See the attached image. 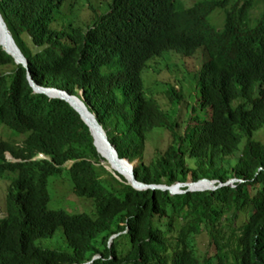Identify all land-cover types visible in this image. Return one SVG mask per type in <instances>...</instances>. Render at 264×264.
I'll return each instance as SVG.
<instances>
[{
  "label": "trees",
  "instance_id": "16d2710c",
  "mask_svg": "<svg viewBox=\"0 0 264 264\" xmlns=\"http://www.w3.org/2000/svg\"><path fill=\"white\" fill-rule=\"evenodd\" d=\"M183 1L110 0L105 14L80 24L62 20L65 0H0L4 35L30 66L0 46V132L8 135L0 136V178L8 181L0 264H264V143L254 138L264 128V0ZM217 11L226 14L222 28L210 23ZM198 49L205 62L192 111L201 114H190L182 133L179 117L147 94L143 73L153 59ZM29 73L82 100L118 157L140 160V183L220 188L136 190L101 154L80 113L38 94ZM168 93L182 99L175 88ZM156 128L172 140L145 163ZM56 176L95 212L51 210ZM232 180L239 182L225 186ZM61 228L58 249L39 244ZM201 234L212 251L198 255Z\"/></svg>",
  "mask_w": 264,
  "mask_h": 264
},
{
  "label": "rangeland",
  "instance_id": "374dc122",
  "mask_svg": "<svg viewBox=\"0 0 264 264\" xmlns=\"http://www.w3.org/2000/svg\"><path fill=\"white\" fill-rule=\"evenodd\" d=\"M110 0H65L62 8L63 21H74L75 23L85 24L101 16L108 11ZM185 7H190L192 1H183ZM259 8V7H258ZM259 10H256L254 15L257 16ZM60 21V20H59ZM226 22V14L223 11H217L210 17V23L213 26L222 28ZM56 28L61 27V23L54 24ZM205 62V55L202 49H198L192 57H182L181 55L171 52L165 54L163 58L153 59L150 64V71H144L143 79L145 90L149 96L155 97L162 107L171 114L180 119L181 126L179 131L183 133L185 120L191 114H201L199 111L195 113L192 111L195 106L197 109V102L199 90L197 85V75L201 66ZM175 88L179 93H182L181 100H175L168 91ZM2 138H8V135L0 132ZM254 138L264 143V128L257 131ZM172 140L171 133L164 128H156L150 134L145 143L143 161L145 163L151 162L157 151L166 150ZM7 159L12 160L7 154ZM140 163V160L137 161ZM103 165L113 175L118 177L106 162ZM122 176V175H121ZM124 177V176H122ZM66 176H56L51 180L50 192L52 195V202L50 204L51 210H64L68 213H88L95 212V207L92 200L79 198L74 195ZM125 179V178H124ZM126 180V179H125ZM129 184V183H127ZM8 187V181L0 178V218L4 216L3 204ZM194 192V191H192ZM246 217L242 216L240 223H244ZM63 229H59L54 240H43L39 244L45 249H58L57 244L62 241ZM196 249L198 255L206 254L212 251L209 248V239L205 234H201L196 239Z\"/></svg>",
  "mask_w": 264,
  "mask_h": 264
},
{
  "label": "water",
  "instance_id": "95a60500",
  "mask_svg": "<svg viewBox=\"0 0 264 264\" xmlns=\"http://www.w3.org/2000/svg\"><path fill=\"white\" fill-rule=\"evenodd\" d=\"M0 25L4 28V20L0 14ZM13 44V43H12ZM0 46H2L4 48V46L2 45V43L0 42ZM14 48L16 49L17 51V55L13 52H10L11 55L14 57L15 59V63L17 64H20L22 65L23 67H25L26 69H28L30 71V66L29 64L27 63V60L24 58V56L18 51V48L13 44ZM8 51V50H7ZM29 80L31 82V85H33V87L35 88V90L37 91L38 94H45L53 99H60V100H63V101H67L68 103H70V105L76 109L80 115H81V118L85 121V123L88 125L89 129H90V132L94 138V143L95 145L98 147L99 150H101L98 142H97V138H96V134L94 133V129L92 128V125L95 126V128L101 132L103 138L105 139L106 143H107V146L108 148L110 149L111 151V155L114 156L116 158V160H118L119 162H122V163H125L127 166H129L131 168V174H132V179H133V183H129V185H131L133 188H135L136 190H140V191H143V190H152V191H163V192H170V194L172 196L174 195H177L179 194V192L176 190L180 187H183L185 186L187 188V191H193L191 190V186L193 184H196V183H178L176 184V186H173V187H165V186H159V185H146V184H143V183H140L139 181H137L136 179V176H135V169L138 165V163H131L129 161H127L126 159H120L118 157V155L116 154V151L114 149V147L112 146L111 142L109 141L107 135H106V132L103 130L102 126L98 123L97 119L95 118V116L88 110V108L85 106V104L82 102V100H80L78 97L76 96H71L70 94H68L67 92H62V91H58L56 89H49V88H45V87H42L40 86L34 79L33 75H31V73H29ZM59 93L60 96H53L51 93ZM66 97H70V98H76L77 100H79L81 102V104L83 105V107L85 108V110L92 116L93 120H92V123L88 122L86 120V118L84 117L83 113L73 105V103H71L69 101L68 98ZM102 151V150H101ZM104 157L105 155L103 153H101ZM11 157V156H10ZM45 159H48L47 156H44ZM12 159V157H11ZM106 159V158H105ZM106 161V160H105ZM106 168V167H105ZM115 175V174H114ZM116 176V175H115ZM239 182L238 180H232L230 181L229 183H226L225 186H234L235 183ZM128 183V182H127ZM197 183H203L202 181H199ZM220 187H217V186H213L211 184V187L210 188H205L203 189L202 191H215L217 189H219ZM182 193V192H181ZM116 237V236H115ZM114 237V238H115ZM99 258H96L95 260H98ZM95 260H93L92 262L88 263V264H92Z\"/></svg>",
  "mask_w": 264,
  "mask_h": 264
},
{
  "label": "bare ground",
  "instance_id": "6f19581e",
  "mask_svg": "<svg viewBox=\"0 0 264 264\" xmlns=\"http://www.w3.org/2000/svg\"><path fill=\"white\" fill-rule=\"evenodd\" d=\"M0 42L2 43L5 49L17 55V51L14 48V46L6 39L1 25H0ZM51 94L53 96H58V97L60 96V94L57 92L51 93ZM66 98H68L69 101L73 103V105L77 107L83 113L84 117L86 118L88 122L92 123V120H93L92 116L85 110V108L83 107V105L81 104L79 100L75 98H70V97H66ZM92 128L94 129L97 142L102 150V153L105 155V158L111 163L113 167H115L116 169L124 173V177L126 176L125 178L129 183H133L131 168L127 166L125 163L119 162L118 160H116L114 156L111 155V151L108 148L107 143L105 139L103 138L101 132L98 131L94 125H92Z\"/></svg>",
  "mask_w": 264,
  "mask_h": 264
},
{
  "label": "built area",
  "instance_id": "2783aa9c",
  "mask_svg": "<svg viewBox=\"0 0 264 264\" xmlns=\"http://www.w3.org/2000/svg\"><path fill=\"white\" fill-rule=\"evenodd\" d=\"M42 158H44L45 159V157L44 156H42ZM176 186V185H175ZM192 186H201V184L200 183H196V184H193ZM235 186V185H234ZM181 188H186L185 186H183V187H180V188H178L179 190H177L178 192H179V194H177V195H180L181 194V192H182V190L183 189H181ZM203 189L202 188H196L195 190H193V191H202ZM174 196H176V195H174Z\"/></svg>",
  "mask_w": 264,
  "mask_h": 264
},
{
  "label": "clouds",
  "instance_id": "9594fccd",
  "mask_svg": "<svg viewBox=\"0 0 264 264\" xmlns=\"http://www.w3.org/2000/svg\"><path fill=\"white\" fill-rule=\"evenodd\" d=\"M208 191V190H207ZM192 192V191H191ZM195 192V191H194Z\"/></svg>",
  "mask_w": 264,
  "mask_h": 264
}]
</instances>
